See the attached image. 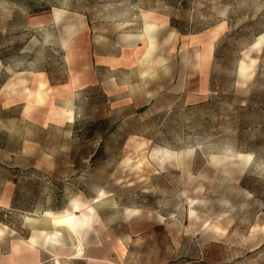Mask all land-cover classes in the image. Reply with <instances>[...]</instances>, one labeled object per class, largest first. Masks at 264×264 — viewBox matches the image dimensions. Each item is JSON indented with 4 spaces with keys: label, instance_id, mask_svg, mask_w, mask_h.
Returning a JSON list of instances; mask_svg holds the SVG:
<instances>
[{
    "label": "rangeland",
    "instance_id": "rangeland-1",
    "mask_svg": "<svg viewBox=\"0 0 264 264\" xmlns=\"http://www.w3.org/2000/svg\"><path fill=\"white\" fill-rule=\"evenodd\" d=\"M39 5L43 12L33 14ZM146 19L159 23L147 59L146 41L132 38ZM81 20L90 41L99 37L96 52L110 53L113 42L127 37L137 65L147 72L162 65L165 78L190 63L199 68L213 45L216 93L161 116L123 117L142 109L108 107L99 97L71 133L61 125L67 105L54 106L46 90L41 102L31 100L30 120L18 119L24 104L0 112L5 171L17 139L37 146L36 157L21 155L9 170L18 180L15 204L41 213L67 209L77 198L75 228L95 214L103 237L123 240L125 264H264V42L250 49L264 33V0H0V57L15 65L4 77L24 70L44 71L53 82L76 77L79 54L72 46L82 41ZM243 58L256 62L241 84ZM249 92L247 106L239 107ZM43 115L49 127L36 123ZM238 147L254 151L255 162L244 163ZM157 148L175 157L161 163Z\"/></svg>",
    "mask_w": 264,
    "mask_h": 264
},
{
    "label": "crops",
    "instance_id": "crops-1",
    "mask_svg": "<svg viewBox=\"0 0 264 264\" xmlns=\"http://www.w3.org/2000/svg\"><path fill=\"white\" fill-rule=\"evenodd\" d=\"M45 6L48 7L47 4ZM38 10L44 9L40 5L35 6L32 9L33 14L43 12ZM81 21L77 35L82 41L72 46L79 54L76 77L72 75L63 81L53 82L44 71L24 70L13 71L11 76L5 78L6 69L12 66L14 68L15 65H6L4 59L0 57V112L13 111L17 105L24 104L22 111L18 112V119L21 117L24 120L32 119L34 116L30 110L32 106L30 104L26 110L25 100L34 99L40 80L44 82L43 91L46 90L54 106L63 109L65 108L63 106L67 105L65 111H71V120L65 115L61 124L62 127L67 126L70 133L79 117L83 119L88 116L86 106L89 107L90 103L99 97L107 100L108 107H132L130 109L136 111L142 109L137 113L124 112L123 117L141 113L144 116H161L182 107L200 104L209 99L208 95L216 93L212 92L211 86L212 70L215 65L213 45L205 47L203 57H200L199 68L190 63L183 72L174 70L165 78L162 65L150 68L148 72L145 67L137 65L138 58L129 49L131 44L129 46L130 39L127 37L123 43L113 42V51L110 53L96 52L99 37L94 36L96 40L90 41V35L85 33L88 23L85 20ZM156 27L158 31V22ZM143 28L144 23L142 30ZM93 34H96L95 29ZM88 53L91 65L87 63ZM28 94H31L29 99ZM249 98L250 92L245 101L238 106L243 108L247 106ZM75 104L84 107L75 110ZM52 116L51 114L50 117ZM50 117L43 115L42 121L36 123L43 128L49 127L50 123H53ZM36 147L33 139L25 138L21 141L19 138L16 148L7 158L13 162L7 166L8 170L5 171L6 163L0 159V264H125L126 251L123 240L114 235L103 237L99 228L100 219L95 214L83 229L80 230L79 227L69 229L54 225L52 218L45 215V211L34 213L30 210H21L15 204L18 180H15V176L10 174L9 170L13 171V168L18 166L15 159L21 155L36 157ZM236 150L237 153L251 154L252 161L255 162L254 151L240 147ZM74 218L79 223L78 212L74 213ZM118 244L123 247L117 249Z\"/></svg>",
    "mask_w": 264,
    "mask_h": 264
},
{
    "label": "bare ground",
    "instance_id": "bare-ground-1",
    "mask_svg": "<svg viewBox=\"0 0 264 264\" xmlns=\"http://www.w3.org/2000/svg\"><path fill=\"white\" fill-rule=\"evenodd\" d=\"M53 12H54L55 20H57L59 18V10L55 9ZM156 26L157 25L154 22L145 20L142 33L132 37L133 39L135 38L141 41L142 40L146 41L147 52H148L146 53V56H145L146 59L150 55L151 51H153L154 49V45H155L154 33L157 28ZM216 34H217V30L215 29L212 31L211 39L215 38ZM263 42H264V33H260L256 36L255 40L252 42L250 49L259 50ZM255 62H256L255 58H249L248 60L243 58L239 61L238 68H237L238 79L240 81L239 83L242 84L249 77H251ZM44 86H45L44 82L40 80L37 90L34 93L35 101L41 102L43 100L41 96L42 95L41 91L43 90ZM30 95L31 94H28V97H27L28 99L31 97ZM30 104H31V101L28 100L26 104V107H27L26 110L29 108ZM67 118L70 120L72 118L70 111H68ZM154 152L156 155H159L161 157V159H158L159 162L161 163H163V159H169V158L175 157V153L173 151H170L165 148L154 149ZM237 154H238V157L241 158L242 161H244V163H247L252 158L251 154H243V153H237ZM81 208L82 207L79 204L78 199L74 198L71 200L69 208L62 209L61 211H57V212L45 211V215L52 218L54 225H61L69 229H74L75 224H78V221L74 218V213L79 211Z\"/></svg>",
    "mask_w": 264,
    "mask_h": 264
}]
</instances>
